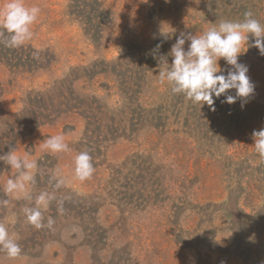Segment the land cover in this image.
<instances>
[{
	"label": "rangeland",
	"instance_id": "374dc122",
	"mask_svg": "<svg viewBox=\"0 0 264 264\" xmlns=\"http://www.w3.org/2000/svg\"><path fill=\"white\" fill-rule=\"evenodd\" d=\"M23 2L41 9L26 43L46 56L45 64L24 71L0 63V154L5 148L27 153L38 167L31 201L4 193L14 170L6 162L0 169V199L10 201L0 206V223L22 248V258L16 259L0 251V264H264V240L247 234L249 229L260 233L256 227L264 218V160L252 137L264 128V56L255 47L239 56L254 84L246 101L228 104L221 96L213 111L181 97L182 115L193 109L199 120H207L211 132L203 139L194 117H187L185 128L180 113H166L161 127L144 120L129 133L105 126L88 131L82 109L72 106L73 98L96 99L116 113L125 98L110 72L113 63L135 56L139 45L153 50L160 44L159 53L166 54L180 32L199 36L221 20H242L246 11L264 25V0ZM96 4L104 10V25L93 37L88 27L98 24ZM161 33L173 35L165 39ZM253 40L249 34L248 43ZM218 63L230 67L223 59ZM93 65L106 72L86 77ZM170 91L159 83L155 66L135 99L145 113H160L161 106L170 104L172 110L177 103ZM58 134L70 151L43 149ZM82 151L92 156L95 169L85 181L73 172L74 157ZM61 178L64 183L55 189ZM41 192L56 197L42 210L45 224L49 217L55 220L51 230L30 225L23 213Z\"/></svg>",
	"mask_w": 264,
	"mask_h": 264
},
{
	"label": "clouds",
	"instance_id": "9594fccd",
	"mask_svg": "<svg viewBox=\"0 0 264 264\" xmlns=\"http://www.w3.org/2000/svg\"><path fill=\"white\" fill-rule=\"evenodd\" d=\"M40 12L38 6L26 7L23 0H6L0 6V44L17 48L30 41L34 35L32 25ZM173 33L161 34L165 39H171ZM249 34L254 37L251 44L248 43ZM160 47L157 44L148 53L157 61L159 83L169 85L173 94H183L194 104H199L200 107L207 105L214 111L215 101L221 96L224 97L223 103L232 104L238 99L246 101L253 94L254 84L247 75L248 67L239 62V56L246 53L249 47H255L264 56V25L254 18L251 11H246L242 20H221L218 25L209 27L199 36L180 32L166 54L159 53ZM169 56L172 58L170 64ZM220 59L230 67L221 68L218 63ZM230 90H234L235 95L229 94ZM252 137L255 152L264 160V128L254 130ZM43 149L51 153L70 151L63 134L49 137L44 142ZM0 161L6 162L14 170V175L9 176L3 185L4 193L14 198L22 196L31 201L33 198L30 189L35 183L38 162L30 159L27 153L18 155L15 149L0 156ZM73 163L75 179L85 181L91 178L95 169L88 151L75 155ZM58 175L57 173L56 176ZM63 183L62 178L56 179L54 188L59 189ZM55 199V195L49 192L37 195L33 206L23 208L27 222L37 229L47 227L51 230L55 220L49 217L45 224L42 210H47ZM9 203L8 199H0V206H7ZM60 211H63L62 201ZM0 251L9 259L22 258L21 246L9 236L4 223H0Z\"/></svg>",
	"mask_w": 264,
	"mask_h": 264
},
{
	"label": "trees",
	"instance_id": "16d2710c",
	"mask_svg": "<svg viewBox=\"0 0 264 264\" xmlns=\"http://www.w3.org/2000/svg\"><path fill=\"white\" fill-rule=\"evenodd\" d=\"M98 3V2H97ZM97 12H95V16L97 15V23L95 26L91 24V27L89 26L88 29L90 32H92V36L96 37L100 34V30L102 26L104 25V21L102 19V15L104 14V10L101 9L97 4ZM91 13V12H89ZM94 13V9H93ZM92 18V17H91ZM93 20V19H92ZM93 22V21H92ZM90 23H88L89 25ZM128 48V47H127ZM126 48V49H127ZM151 50V47H143L141 45L136 46L135 48V56L129 55L128 58H131L128 60L126 56L120 59V63L117 61L114 64V68L110 70V72L115 76L117 82H118V88L120 92L124 95L125 98V106L123 108H119L118 110H114L116 113L112 114L110 112H113V110L106 107V105L100 104L98 100L95 99V101L88 100V103H82V101L74 100V106L76 109H82L83 117L86 120V125L88 126V131L91 130L94 127H101L105 126L106 128H115L118 131L121 132L123 130L133 131L139 128L143 121L145 120V123H150L152 121V124L155 127L163 126L167 122V114H181L183 112H180L182 108L179 104L182 102L183 94H176L174 95L171 91V95L173 94L174 97H176L177 103H172V110H169V107L166 105L161 106V112L159 111H153L152 113L148 110H146L141 106V104L137 103L135 97L140 93V89L142 88L144 84V76L149 70V68H153L157 66V61L152 58V56H149V52ZM130 51V50H129ZM149 51V52H148ZM148 52V53H147ZM126 54V52H124ZM42 54L38 51H36L33 47L25 43L24 45L17 47V48H8L5 47L3 44H0V63L6 66L8 69L11 70H17L21 69L24 71H33L37 68H42L45 64V55L44 57L41 56ZM129 61L131 63L125 64L124 62ZM131 64V65H130ZM136 64V65H133ZM91 69L90 73L86 77H91L94 74L101 73L105 71V67H100L98 71L96 68H98L97 65H93L89 67ZM106 72V71H105ZM171 90V89H170ZM93 102V103H92ZM86 106V109L83 108ZM177 109H176V108ZM112 114V115H111ZM176 114V115H177ZM217 114V113H216ZM115 115H118L119 118L117 119ZM182 115V114H181ZM196 113L192 110H188V112L185 113L183 116V126L185 128L190 127V123L187 120L188 116L194 117V127L196 129V132L198 135L203 139L207 137V131L211 132V130L206 126L207 120L204 119V121H201L195 116ZM209 120V119H208ZM163 122V125H160V122ZM217 124V122H216ZM218 126L217 125H212ZM215 128V127H214ZM213 128V129H214ZM217 128V127H216ZM215 130V129H214ZM3 154L1 153L0 156H3L6 154V152L9 151V149L5 148L3 149ZM5 162L0 161V169L4 168L3 165ZM250 228H253L250 227ZM245 230L247 228H244ZM256 230L259 232H254L253 229H249L247 234H250L248 238H251V236L256 235V233L259 234V239L262 238V241L264 240V218L260 217L259 223L257 224ZM250 231V232H249Z\"/></svg>",
	"mask_w": 264,
	"mask_h": 264
}]
</instances>
